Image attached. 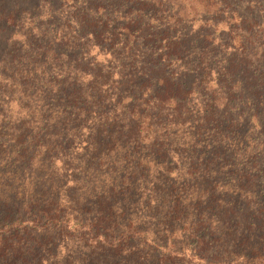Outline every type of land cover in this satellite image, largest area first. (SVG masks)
<instances>
[{"label":"trees","instance_id":"16d2710c","mask_svg":"<svg viewBox=\"0 0 264 264\" xmlns=\"http://www.w3.org/2000/svg\"><path fill=\"white\" fill-rule=\"evenodd\" d=\"M62 1L45 0V25L64 19L55 34L30 20L34 33L0 42V264L239 258L253 216L236 222L217 196L241 190L208 169L233 146L234 108L264 104V24L236 11L258 13L264 0H66L57 10ZM24 11L0 0L4 28ZM225 13L236 42L217 56L210 29ZM209 130L205 162L196 155ZM209 209L224 225L202 216ZM204 235L214 259L188 246ZM247 250L264 262V248Z\"/></svg>","mask_w":264,"mask_h":264},{"label":"rangeland","instance_id":"374dc122","mask_svg":"<svg viewBox=\"0 0 264 264\" xmlns=\"http://www.w3.org/2000/svg\"><path fill=\"white\" fill-rule=\"evenodd\" d=\"M7 2L10 4V8L22 5L25 11L23 12L24 15L21 13L20 17L15 22H12L8 28H4V24L0 19V42L17 39L19 35L24 36L34 33L30 29V20L33 21L35 25L37 24L36 26L38 27L46 24L43 21V16L46 10L49 9V4L45 2V0H7ZM62 2L63 5L56 6L57 10L62 9L63 11H67L69 9V2L66 0ZM182 6L185 7L187 12L192 11L188 7V3ZM195 8L200 11L203 7L197 4ZM236 11H239L242 15L255 16L256 14L258 15L259 21L264 24V10L262 11V9L258 11V13L255 11L252 12L245 9L244 4H241L236 8ZM226 13L222 16H218L216 26L210 29L214 33L216 42L220 41L222 44L216 48L217 56H222L225 51H230V43L236 42L235 39L231 38L233 33H228L229 31H233V22L228 19ZM62 15L63 14H61V16ZM212 15L214 14H208L207 16L210 17ZM198 21L199 19L195 22V26L198 25ZM63 22L64 19L62 17H57L45 26L48 28L49 33L55 34L57 29L63 28ZM103 58V56H99L98 59L101 60ZM234 113L236 119L241 122V125L238 132L232 135L233 146L230 148H223L225 155L221 156L217 164L210 166L208 173L211 177L217 176L216 181L218 184L223 186H229V184H231L232 186H237L241 190L239 193L222 192L217 196L219 202L224 206L234 205L233 216L236 218V222L243 223V215H249L248 218L253 216V218L249 221L250 226L248 228L241 229V234L244 236L242 237L248 239L249 246L245 247L240 245L237 248V255L240 257L236 260L223 258L222 261L226 264H264L263 261L252 258L249 254L251 250H247L249 248L262 250L264 248V133L260 130L261 125L264 123V104H240L234 108ZM211 131L213 130H209L202 134L201 139L202 143L204 142L205 149L199 153V156L196 155L205 160V162L215 158L213 153L207 152V148L212 145L213 138H215L212 136ZM226 132L227 130L223 127L222 134ZM189 133L192 136L197 135V131L193 127L189 128ZM185 164V167L190 165L189 161H186ZM173 169H177L176 165H173ZM248 192L250 193L249 196H247ZM202 216L207 218L210 222H216L219 227L225 223V217L223 218L222 213L216 214L210 209L206 211V215ZM198 217L199 215H191V221L197 223ZM245 221H247V219ZM181 223L182 221L178 222L174 227L178 228ZM221 230H219V232H221ZM60 239L61 238H59V241ZM63 243L64 242L60 241V247H62ZM209 243V239L206 235L203 236L202 243L195 239H188V246L190 249H203V251L205 249L206 254L209 255V259H214L210 253L216 249V246H209ZM56 254L57 256L60 255L59 253ZM189 255V252H187L182 259L177 261V264H183L185 262L183 260L194 262L195 259L190 258Z\"/></svg>","mask_w":264,"mask_h":264}]
</instances>
